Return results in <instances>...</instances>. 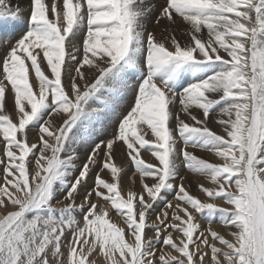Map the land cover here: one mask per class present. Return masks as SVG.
<instances>
[{
	"label": "snow or ice",
	"instance_id": "snow-or-ice-1",
	"mask_svg": "<svg viewBox=\"0 0 264 264\" xmlns=\"http://www.w3.org/2000/svg\"><path fill=\"white\" fill-rule=\"evenodd\" d=\"M155 10L151 0H31L26 31L13 41L10 30L24 10L0 0V50L7 49L0 58V264H97L100 257L105 264H264V0H165L155 23L182 18L183 45L172 33L157 40L147 31ZM69 62L75 75L65 86ZM9 90L15 122L6 114ZM130 92L134 103L112 137L93 140L101 116ZM213 112L225 135L207 126ZM55 114L64 116L58 126ZM30 127L38 136L31 144ZM148 130L154 139H145ZM117 142L142 185L126 197ZM88 143L77 165L76 148ZM189 147L214 152L222 163ZM142 149L158 165L141 159ZM180 164L211 181L199 185L205 201L186 189ZM105 170L112 182L102 178ZM214 222L232 239L213 230Z\"/></svg>",
	"mask_w": 264,
	"mask_h": 264
},
{
	"label": "rangeland",
	"instance_id": "rangeland-1",
	"mask_svg": "<svg viewBox=\"0 0 264 264\" xmlns=\"http://www.w3.org/2000/svg\"><path fill=\"white\" fill-rule=\"evenodd\" d=\"M50 3L51 0H48ZM152 3L155 4L156 10L152 12L151 16L146 22V28L147 31L152 32L157 40H163L168 33H172L175 35L176 39L183 45L188 42L189 36H188V25L185 24L180 17L175 18V24H170L167 20H161L159 24L155 23V18L158 15V11L161 6L165 4V0H151ZM30 3L31 0H12V4L19 5L24 11H23V19L21 22L16 25L13 29H11V39L14 41L16 38H18L24 31H26L27 28V18L30 15ZM153 19V20H152ZM167 30V31H166ZM206 33V30H205ZM84 33L81 32L75 37V40L73 41L77 45L82 43V38H83ZM6 38L3 35H0V39ZM167 46H170V42ZM7 49H2L0 50V58L3 57L4 52ZM81 56V53H77V57L79 58ZM76 65L72 62H69L67 65L68 68V73L64 74L62 77V82L65 86L69 84V75H75L74 72L71 70L75 67ZM85 74L88 76L89 82L92 80V75L88 73L87 71V66L84 68ZM0 72H2V68H0ZM31 82L35 85L36 81L34 79V74L30 76ZM135 83V81H133ZM10 89V86H9ZM10 97V98H9ZM13 101L14 97L12 92L9 90L6 93V114H9L10 117L15 121H17V115L13 111ZM134 103V94L133 93H127L122 96L120 99V102L118 106L115 108L114 111H108L106 112L103 116L100 118V123L97 124V132L99 135L94 136L92 139L93 140H99V139H109L112 137L113 133L116 131L118 122L122 118V116L127 114V112L130 110L131 106ZM128 107V108H127ZM181 106L179 105L178 101L172 106V112L177 113L180 112ZM192 114L196 115L198 118H203L202 117V112L201 110H197L195 108L191 109ZM180 118L183 119L185 122L192 124L193 121H191L190 117L188 115L183 114L182 112L180 113ZM224 119H227V117H223ZM64 119L63 114H55L51 118V123L53 126H58L62 123V120ZM218 116L215 112H213L210 115V118L207 122V126L214 132L220 135H225L222 127L217 123ZM95 123V121H94ZM171 126L175 128L176 126V121L173 119L171 121ZM143 128H146L145 126L137 125V130L142 131ZM145 139H154L151 137L150 130H148V134L145 135ZM38 140L37 136V129L35 127H30L28 129V141L29 143H35ZM182 147V142H178L176 145L177 150H179ZM91 144H79L76 148V151L78 153V159L76 161L77 165H82L84 160L86 159V156L88 152L90 151ZM189 152H192L195 156L198 158H202L210 163L213 164H220L222 161L220 158H218L214 152L208 151V150H203L200 148H191L189 147L187 149ZM2 152H3V140L2 137H0V157H2ZM113 157H114V163L121 168V174H120V187L122 194L125 195L129 189L135 190L139 192L142 188V185L140 183V177L139 174L135 172V167L131 161V159L127 155V149L126 146L123 145V142H117L114 145V152H113ZM141 159H143L146 163H153L158 165V161L155 160V158L151 155L150 152L141 150ZM31 159L34 161L35 156L31 157ZM179 162V161H178ZM30 169L33 167L32 164L29 165ZM99 165L97 168L93 169L92 176H90L88 180V185L87 187H91L93 184V178L96 174V171L98 170ZM179 174L180 176L184 177V185L186 189L189 191L190 194L193 196L199 198L201 201H205L206 197L204 194L200 191L199 185H204L206 187H213L211 181L203 176H200L198 174H194L187 170L183 164H180L179 166ZM3 175V169L2 166H0V178H2ZM102 178H104L108 182L111 181V176L110 173L105 170L103 173H101ZM146 182L151 184L152 180L150 178H146ZM0 183H2V179H0ZM176 183H179V180L176 181ZM129 185V186H128ZM85 193V189L82 188L80 190V196L77 198V203L80 202V199H82L83 195ZM60 196H57V199H59ZM167 199L175 203L173 200V195L172 194H167ZM217 203H220L217 201ZM227 206V205H223ZM106 207L109 208V218L112 222L116 223L118 226L123 227V218L119 216L114 209H111L110 205H106ZM156 211H159L162 207V203H158L156 206ZM11 210V209H10ZM155 212L152 213V218L155 217ZM77 218H79V214H77ZM197 219L199 220L200 224L202 227L206 226L205 220L201 219L199 216H197ZM213 230L225 234L226 238L232 239L230 235H227L228 229H226L223 225L219 223H213L212 224ZM234 230V229H233ZM151 230H148V235H151ZM175 235V234H174ZM219 246V245H217ZM159 248V245H157ZM167 251V249H164ZM175 254V253H173ZM97 264H105L104 258L100 257Z\"/></svg>",
	"mask_w": 264,
	"mask_h": 264
},
{
	"label": "bare ground",
	"instance_id": "bare-ground-1",
	"mask_svg": "<svg viewBox=\"0 0 264 264\" xmlns=\"http://www.w3.org/2000/svg\"><path fill=\"white\" fill-rule=\"evenodd\" d=\"M153 20V19H152ZM80 53V52H79ZM10 98V97H9ZM128 108V107H127ZM125 115V114H124ZM129 186V185H128Z\"/></svg>",
	"mask_w": 264,
	"mask_h": 264
}]
</instances>
